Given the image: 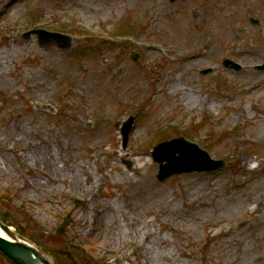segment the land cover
<instances>
[{
	"label": "rangeland",
	"instance_id": "1",
	"mask_svg": "<svg viewBox=\"0 0 264 264\" xmlns=\"http://www.w3.org/2000/svg\"><path fill=\"white\" fill-rule=\"evenodd\" d=\"M39 31L71 46L40 44ZM263 64L264 0H0L1 223L51 264H253L264 246ZM174 81L182 88L169 92ZM180 137L223 166L159 181L152 151ZM49 150L55 167L36 161ZM96 198L121 212L94 222ZM125 214L146 216L148 236ZM0 264L14 263L0 253Z\"/></svg>",
	"mask_w": 264,
	"mask_h": 264
},
{
	"label": "water",
	"instance_id": "2",
	"mask_svg": "<svg viewBox=\"0 0 264 264\" xmlns=\"http://www.w3.org/2000/svg\"><path fill=\"white\" fill-rule=\"evenodd\" d=\"M175 1V0H171ZM258 24V21H253ZM40 44L44 43H58L60 48H69L71 46V39L66 36L57 34L47 35L49 40L45 37L42 38L43 32H38ZM45 34V33H44ZM29 35V34H27ZM52 37H55L53 41ZM226 66L232 65L235 69H238L235 64L226 61ZM264 69V66L261 67ZM134 119L130 118V123H125L123 133L124 142L126 144L129 132L131 130ZM154 160L161 164L158 179L160 181L165 180L174 174L188 173L193 171H214L220 169L223 166V162H215L209 160L205 152L200 151L197 147L192 146L186 142L183 138L175 139L173 141L164 142L158 145L154 149ZM176 153H180V156H176ZM202 155V157H201ZM199 157V158H198ZM206 158V162L200 161L202 158ZM167 161L168 163L163 165L162 163ZM2 229L7 233L13 234V242L0 237V251L8 257L15 264H51L50 261L41 254V252L31 245L25 238L14 233L10 227L0 222Z\"/></svg>",
	"mask_w": 264,
	"mask_h": 264
},
{
	"label": "bare ground",
	"instance_id": "3",
	"mask_svg": "<svg viewBox=\"0 0 264 264\" xmlns=\"http://www.w3.org/2000/svg\"><path fill=\"white\" fill-rule=\"evenodd\" d=\"M193 56L197 57V58H200L201 54L200 53H195V54H193ZM175 84H177V85H175ZM181 88L182 87L179 85V83L177 81H174V82H172L170 84L168 90H169V92H175L177 90H180ZM196 99H197V97L192 95V97L189 96L185 101L187 103H190V102H192V101H194ZM37 155H38L37 159L34 158V159H36V161L39 160L42 163L49 165L50 167H55L56 166L55 165L56 162H54V159H53V157L51 155V151L50 150H49V152L47 154H46V152H39ZM38 163H40V162H38ZM83 170H84V168L82 167V171ZM134 171L137 173L138 177H141V173L142 172H141V169L139 167H135ZM141 178H142L141 180L145 179V177H143V176ZM81 181L82 180H81L80 175L78 173L71 174V180H70L71 187H73L77 183H81ZM86 181H88V178H86ZM137 184L138 183L135 182V181H131L130 182V186L131 187H134V185H137ZM91 185H92V183H91ZM128 197H129V195H128ZM99 199L100 198H96V200H95L96 202H94V204H93V207H94L93 208V213H94L93 219H94V222L96 221L99 224H101V222H102V224H104L108 220V218H107L108 213H111L112 216L115 217V215L117 213L121 212V208L119 206L117 208H115L111 204H105L104 203V205H103V201H97ZM77 200H79V199H77ZM247 201L248 202H254V203L256 202L254 197H249ZM263 205H264V201H262L261 206H263ZM134 208H136V207H134ZM223 209H224V207H223ZM123 217H124L125 220H130V218H131L129 214H125ZM105 218H106V220H105ZM146 220H147L146 216H144L142 220L132 219L127 224H128L129 227H133V226H136V225L139 226L138 227L139 230L143 231V234H144L143 237H145L146 235L148 236V234H149V231L147 230L148 226H147ZM244 222H245V220H242L239 224H242ZM248 222L250 224V220H248ZM0 237L7 238V239H9L11 241L13 240V234H11V233L7 234L2 229L1 225H0ZM244 243H246V241L237 240L236 241V246L238 248H240ZM147 250L149 251L148 252L149 255H151V257H152V261H154L156 259V257L160 256V251L155 247V244H151L147 248ZM243 252L245 254V252H246L245 249H243ZM248 255H249V252H248ZM250 262H252L253 264H264V246L257 247V251L255 252L254 257L251 259Z\"/></svg>",
	"mask_w": 264,
	"mask_h": 264
},
{
	"label": "trees",
	"instance_id": "4",
	"mask_svg": "<svg viewBox=\"0 0 264 264\" xmlns=\"http://www.w3.org/2000/svg\"><path fill=\"white\" fill-rule=\"evenodd\" d=\"M17 230H19V231L21 232L22 229L17 228ZM21 233H22V232H21Z\"/></svg>",
	"mask_w": 264,
	"mask_h": 264
}]
</instances>
